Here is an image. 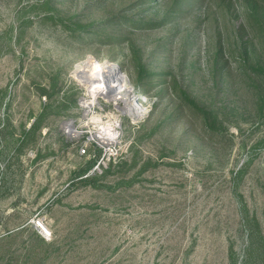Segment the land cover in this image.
I'll list each match as a JSON object with an SVG mask.
<instances>
[{"label": "rangeland", "instance_id": "374dc122", "mask_svg": "<svg viewBox=\"0 0 264 264\" xmlns=\"http://www.w3.org/2000/svg\"><path fill=\"white\" fill-rule=\"evenodd\" d=\"M88 59L147 99L97 169ZM0 264H264V0H0Z\"/></svg>", "mask_w": 264, "mask_h": 264}, {"label": "bare ground", "instance_id": "6f19581e", "mask_svg": "<svg viewBox=\"0 0 264 264\" xmlns=\"http://www.w3.org/2000/svg\"><path fill=\"white\" fill-rule=\"evenodd\" d=\"M76 78L86 86L89 97L84 98L82 104L86 110H92L100 97H103L106 102L117 104L116 107L121 113H127L135 116L138 106H134L133 97L131 94V86L128 83V78L123 73L118 64L110 61L93 62L90 59L85 60L77 65L75 70ZM119 101L123 105H119ZM136 117V116H135ZM67 133L76 135L77 131L73 127V121L64 123ZM71 128L72 130H67ZM116 123L114 119L109 120L100 130L102 139L105 142L113 141Z\"/></svg>", "mask_w": 264, "mask_h": 264}, {"label": "built area", "instance_id": "2783aa9c", "mask_svg": "<svg viewBox=\"0 0 264 264\" xmlns=\"http://www.w3.org/2000/svg\"><path fill=\"white\" fill-rule=\"evenodd\" d=\"M130 95H132L133 97L132 99H133L134 106L140 107V109L137 110V113L135 116H138L141 113H144L146 111V108L144 106V103L147 102L146 97L144 98L141 96L142 94L138 95L134 93L132 86H131ZM99 99H103V97H100ZM82 101L83 99L81 100L80 106L83 107L84 105L82 104ZM97 104L100 105L98 101H97ZM118 104L123 105L121 101H119ZM113 105L116 106L117 104L113 103ZM94 106H97V105L96 104L93 105L92 110H86L84 108L85 110L82 114L83 119L90 120V121L89 122L84 121V124L80 125L81 128L79 127L75 128L73 124L74 129L77 131V134L76 135L71 134V133L69 134L73 137L83 138L82 143H80L78 146L80 154L84 155L87 152V148L89 146H94L100 150L101 157L97 160V164L95 166V169H97L99 166L103 165L104 162L110 161L111 159H114L117 156L118 144H120L119 132L121 129V119L119 117H120V114H123V113L117 110L119 114L109 119V120L111 119L115 120V123H116L115 133L116 134L113 135L114 137L113 141L105 142L102 139V133H100V130L103 128V125H105V123H107L109 120L103 121L102 119L105 118V117H102L101 115L103 113L98 112L97 108ZM90 116L91 118H89ZM92 119H94L95 121H97L96 123H98V126L96 129L90 128L89 123L93 121ZM30 222L42 238L48 240L51 237L52 232L50 228L47 226L44 217H41L39 214H36L34 217L31 218Z\"/></svg>", "mask_w": 264, "mask_h": 264}]
</instances>
